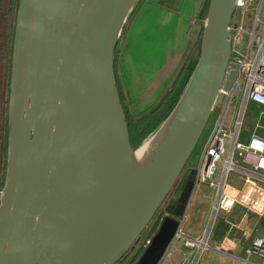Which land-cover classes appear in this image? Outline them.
<instances>
[{"label":"water","instance_id":"95a60500","mask_svg":"<svg viewBox=\"0 0 264 264\" xmlns=\"http://www.w3.org/2000/svg\"><path fill=\"white\" fill-rule=\"evenodd\" d=\"M140 1L18 0L0 264H120L137 251L222 104L220 91L236 79L235 70L227 73L231 28L240 20L236 0H208L205 20L192 27L190 47L167 89L194 62L192 75L146 141H155L152 151L136 164L114 62ZM195 176L192 171L167 204L134 264H160L184 219Z\"/></svg>","mask_w":264,"mask_h":264},{"label":"built area","instance_id":"2783aa9c","mask_svg":"<svg viewBox=\"0 0 264 264\" xmlns=\"http://www.w3.org/2000/svg\"><path fill=\"white\" fill-rule=\"evenodd\" d=\"M257 3L259 0H236L240 20L237 27L231 28L233 60L227 73L235 70L237 76L227 91H220L222 104L212 114L209 134L194 168L196 176L191 197L206 198L207 225L195 240L186 238L178 229L171 243L180 241L191 251V257L184 264H198L202 254L210 248V236L221 214H230L234 208L243 209V216L264 213V138L257 134L258 123L245 142L241 139L249 107L259 109L257 121L264 119V31H258L255 19L245 22L247 14H255ZM244 35L247 42L243 44ZM241 45L243 50L238 49ZM261 130L264 131V127ZM242 237L249 241L244 257L247 260L254 257L259 264H264V238ZM151 238L146 237L138 248L145 249ZM237 243L235 238L224 237L217 249L231 251Z\"/></svg>","mask_w":264,"mask_h":264},{"label":"crops","instance_id":"0c3cea01","mask_svg":"<svg viewBox=\"0 0 264 264\" xmlns=\"http://www.w3.org/2000/svg\"><path fill=\"white\" fill-rule=\"evenodd\" d=\"M149 1L151 0H145L143 3L147 6L146 16H148L149 20L146 24L139 22L136 18V12H134L124 28L115 53L116 81L128 95H139L141 93L140 86L157 87L160 84V69L162 67L160 65V58L162 59L160 51L163 55L165 50L169 48V42L171 43L175 40L173 35L174 29L178 25L179 15L186 9V5L190 1L194 6L196 4L199 6L198 11L195 9V14L197 15L200 9L202 10L204 2V0H179L178 4L174 6L172 4L173 0H160V8L156 11L149 5ZM254 15L251 18L257 20L260 26L256 25V27L258 31L263 32L264 0H259ZM202 22L199 20L200 25ZM193 26H191L190 30ZM171 53L173 54V51ZM172 57L176 59V55H172ZM172 67L174 68L175 66L173 65ZM150 98L137 97V99L142 100ZM131 99L134 100L133 97ZM255 109L258 108L255 107ZM250 134L251 131L249 133L245 131L242 135V141L245 142ZM201 202L205 204L202 205ZM206 213V198L205 200H200V197H191L184 219L179 227V230L184 232L186 238L195 240L201 235L205 225H207ZM244 213L243 209L234 208L230 214L220 215L210 236V248L202 254L198 264H259V260L254 257H250L248 260L244 257V250L248 246L249 241L242 236H249V238L260 236L264 238V213L261 216L254 213H246V216H243ZM224 237L238 240L234 250L222 251L217 249ZM190 255L191 251L183 247L179 241L169 247L160 264H184L189 260Z\"/></svg>","mask_w":264,"mask_h":264},{"label":"rangeland","instance_id":"374dc122","mask_svg":"<svg viewBox=\"0 0 264 264\" xmlns=\"http://www.w3.org/2000/svg\"><path fill=\"white\" fill-rule=\"evenodd\" d=\"M145 0H141L138 3V6L136 7L135 11L136 12V18L139 22H143L144 24L147 23L148 16L147 14V6H145L144 3ZM17 2L14 4V18L12 21V26L11 30L9 32V39L6 42L7 43V49H6V58L4 61L0 59V182L1 185H3L4 181V172H5V162H6V147H7V141H6V126H7V119H6V113H7V106H8V94H9V87H10V78H11V49L13 45V35H14V29H15V18H16V12H17ZM201 2V1H200ZM1 3V23H0V36L7 34L6 26L3 20L4 13L8 10V4L10 3V0H0ZM190 4V5H189ZM186 5V9L183 10V12L179 15V20H178V25L175 27L174 35L175 40L172 41L171 43L169 42L168 46L169 48L165 50V52L161 53L160 51V65L162 66L160 69V80H159V85L157 87H152L148 85L140 86L141 88V93L139 95L132 94L128 95L124 88L118 84L117 81V87L119 90L121 102L123 104L124 112L126 114L127 119L130 120H135L138 119L139 117H143L144 115L147 114L148 111H150L152 108H154L157 103L159 102L161 96L164 94V92L167 90V87L169 86L173 76L175 75L180 63L183 60V57L186 55V52L188 51L191 43V38L189 36L190 34V28L193 25H200V21H204L206 14H207V9H208V0H204L203 2V8L202 10L200 9V12L196 15L195 14V9L198 11L199 6L196 4L190 3ZM252 17H254L253 13H249ZM253 18L247 19L245 17V22L246 23H251ZM260 26V24H257ZM1 48H3L1 46ZM3 50V49H2ZM173 51V54L171 53ZM172 55H176V59L172 57ZM175 66L174 68L172 66ZM194 62H192L187 70L185 71V74L183 78H181L180 83L178 85L177 90L175 91V94L172 96V100L168 103V111H166V116L170 112V110L173 108L175 105L176 101L181 97L191 75L194 69ZM131 96V97H130ZM134 98L131 99V98ZM137 97L141 98H146V97H151L148 100H142V99H137ZM258 110L255 109V107H249L247 111V116H246V121H245V126H244V133L245 131L249 133V131H253L255 125L258 123L259 130L257 132L259 137L264 138V131L261 130L262 127H264V119L257 121L258 120ZM165 116V117H166ZM212 117V115H211ZM165 119V118H164ZM163 122V121H162ZM210 121L208 122V125L206 126L205 130L207 129V135L204 138L203 134L198 142V145L192 154L190 160L188 161V164L186 165L184 171L182 172L180 178L183 176V173L185 172L186 169L188 168H195L197 164V160L199 155L201 154L203 150L204 143L208 137L209 130H210ZM159 127V126H158ZM157 127V128H158ZM156 128V129H157ZM156 129L145 139H143L138 146H133L134 150L137 149L139 146H141L143 143L148 141L149 139L153 138ZM158 130V129H157ZM204 130V132H205ZM203 132V133H204ZM204 138V139H203ZM243 139V137L241 138ZM179 178V179H180ZM183 185V184H182ZM182 185L179 183L178 186H174L172 189L171 193L169 194L170 196H176L177 193L180 192ZM168 197V198H169ZM166 199L163 204L159 207L157 214L163 211L164 206L167 204V201L169 199ZM200 200H205V197H200ZM207 201V200H206ZM202 203V202H201ZM205 203H202L204 205ZM156 215L153 217L149 225L145 228L143 233L141 234L140 238L138 239L139 244L149 236L150 234V228L152 227V224L154 222V218ZM158 228V227H157ZM157 231V229H156ZM155 231V232H156ZM155 234V233H154ZM153 234V235H154ZM138 244V246H139ZM137 246V247H138Z\"/></svg>","mask_w":264,"mask_h":264},{"label":"trees","instance_id":"16d2710c","mask_svg":"<svg viewBox=\"0 0 264 264\" xmlns=\"http://www.w3.org/2000/svg\"><path fill=\"white\" fill-rule=\"evenodd\" d=\"M13 18H14V10L11 9L10 7V9H8L7 15L3 19L6 27L9 29L7 30V35H9V32L11 30L10 27L12 26ZM169 102L170 101L167 102V104L165 105V108L160 107L159 109H156L150 113H147L143 117H139L138 119H135V120L127 119L128 126H129L130 139L134 146H138L139 143L143 139H145L147 136H149L164 120L166 116V111H168L169 109L168 107ZM207 129L203 133L204 138L207 135ZM2 186L3 185H1V182H0V188ZM162 213H163L162 211L160 212V214L156 213V217L154 218V222L152 224V227L150 228V234L148 237H152L157 227L160 225L163 219ZM143 250L144 249L142 247L140 249H137V251L135 250L132 254H130L129 256H126L120 262V264H134V262L142 254Z\"/></svg>","mask_w":264,"mask_h":264},{"label":"flooded vegetation","instance_id":"af4514ba","mask_svg":"<svg viewBox=\"0 0 264 264\" xmlns=\"http://www.w3.org/2000/svg\"><path fill=\"white\" fill-rule=\"evenodd\" d=\"M178 2H179V0H173V3L172 4H174V6H176L177 4H178ZM16 3V0H10V3L8 4V9H10V7H11V9H13L14 10V8H13V6H14V4ZM149 5L153 8V9H155L156 11H158L157 9L158 8H160V0H151V1H149ZM160 10V9H159ZM0 11H1V3H0ZM7 12H8V10L4 13V16H3V19L5 18V16L7 15ZM0 23H1V14H0ZM6 26V25H5ZM11 28V27H10ZM6 30H9L7 27H6ZM8 37H9V35H7V34H5V35H2V36H0V59H2V61H4L5 60V58H6V49H7V41H8ZM1 46L3 47V48H1ZM3 49V50H2ZM185 57V56H184ZM183 57V58H184ZM181 64V63H180ZM180 66V65H179ZM179 68V67H178ZM184 68L185 67H183V69H182V71H181V73H180V75L178 76V78L176 79V81H175V83L171 86V88L170 89H167L165 92H164V94L161 96V98H160V100H159V102L157 103V104H159V106L156 108V109H159L160 107H162V108H165V105L167 104V102L168 101H170V98H171V96L173 95V93H174V90H175V87H176V85H177V82L181 79V76H182V74H183V72H184ZM178 70V69H177ZM177 72V71H176ZM176 74V73H175ZM175 76V75H174ZM174 76H173V78L172 79H174ZM168 88V87H167ZM155 109V110H156ZM154 111V110H153ZM152 112V111H151ZM192 171H195V169L194 168H188V169H186L185 170V172L183 173V176L180 178V179H178V182L176 183V187L178 186V184L180 183L181 185L182 184H184V182L186 181V179H187V177L190 175V173L192 172ZM182 188V187H181ZM178 194L179 193H177L176 194V197L178 196ZM175 197L174 196H170L168 199V201H167V204L169 203V202H171V200H173ZM167 204L164 206V209H165V207L167 206ZM164 209H163V213H162V215L163 216H166V213L164 212ZM160 214V213H159Z\"/></svg>","mask_w":264,"mask_h":264},{"label":"bare ground","instance_id":"6f19581e","mask_svg":"<svg viewBox=\"0 0 264 264\" xmlns=\"http://www.w3.org/2000/svg\"><path fill=\"white\" fill-rule=\"evenodd\" d=\"M155 141L146 142L134 151V159L136 164H140L146 156L152 151ZM262 202V201H261Z\"/></svg>","mask_w":264,"mask_h":264}]
</instances>
